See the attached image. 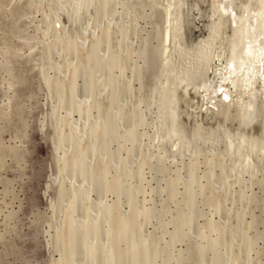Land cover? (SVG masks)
Segmentation results:
<instances>
[{"label":"rangeland","instance_id":"obj_1","mask_svg":"<svg viewBox=\"0 0 264 264\" xmlns=\"http://www.w3.org/2000/svg\"><path fill=\"white\" fill-rule=\"evenodd\" d=\"M217 2L0 0V264H264L262 98L197 97Z\"/></svg>","mask_w":264,"mask_h":264},{"label":"bare ground","instance_id":"obj_2","mask_svg":"<svg viewBox=\"0 0 264 264\" xmlns=\"http://www.w3.org/2000/svg\"><path fill=\"white\" fill-rule=\"evenodd\" d=\"M193 1V0H192ZM196 2V1H195ZM212 2V1H211ZM180 3V2H179ZM178 4V3H177ZM192 4V3H191ZM196 4V3H195ZM176 5V4H175ZM194 5V4H193ZM173 6V5H171ZM180 6V5H179ZM184 6V5H183ZM174 7V6H173ZM179 8V7H178ZM177 8V9H178ZM182 8V7H180ZM184 8V7H183ZM196 8V7H194ZM199 8V7H197ZM196 8V9H197ZM217 14L225 20L223 25L225 27V36H221V39L216 42L217 44L212 47V70L208 80L197 85L204 104L211 107H217L219 104H234L238 113L243 117L250 116L259 105L254 104L255 99L262 98L261 115L264 119V0H218L217 2ZM189 9V7H188ZM171 10V9H170ZM203 10V9H202ZM181 11V10H180ZM189 11V10H187ZM170 12V11H169ZM191 12V10H190ZM196 12V11H194ZM206 12V11H205ZM204 12V13H205ZM182 13V12H179ZM201 13V12H200ZM199 13V15H200ZM207 13V12H206ZM205 13V14H206ZM215 13V12H214ZM195 14V13H194ZM170 15V14H169ZM189 15V13H188ZM196 15V14H195ZM194 15V16H195ZM203 15V14H202ZM200 15V16H202ZM190 16V15H189ZM192 16V15H191ZM209 16V15H206ZM198 17V16H197ZM183 18V17H182ZM186 18V17H185ZM200 18V17H198ZM202 19V17H201ZM205 19V18H204ZM220 19V18H219ZM185 20V19H184ZM183 20V21H184ZM203 20V19H202ZM201 20V21H202ZM207 20V19H206ZM221 20V19H220ZM187 21V20H186ZM198 22V20H197ZM219 22H222L219 21ZM194 23V22H193ZM205 24V23H204ZM196 25V24H195ZM188 26V25H187ZM185 27V26H184ZM213 28V27H212ZM199 29V28H198ZM211 29V28H210ZM215 29V28H214ZM191 31V30H190ZM223 31V30H222ZM220 32V31H219ZM194 33V32H193ZM224 33V32H222ZM207 37V36H206ZM205 38V37H204ZM215 38V36H214ZM216 39V38H215ZM215 41V40H214ZM201 46V45H200ZM211 47V46H210ZM214 48V49H213ZM210 52V51H209ZM180 53V52H179ZM185 53V52H184ZM184 55V54H183ZM187 57V55L185 56ZM210 58V59H211ZM188 59V58H187ZM199 63V62H198ZM211 63V64H212ZM191 65V63H190ZM199 65V64H198ZM204 65V64H203ZM199 67V66H198ZM202 67V66H201ZM181 78V76H180ZM207 79V78H206ZM192 80V79H191ZM202 82V81H201ZM191 85V84H190ZM196 85V84H195ZM178 86V85H176ZM185 88V87H184ZM183 88V89H184ZM187 89V88H186ZM185 89V90H186ZM183 90V91H185ZM196 90V89H195ZM190 91V90H189ZM194 91V90H193ZM197 92V91H196ZM191 93V91H190ZM193 93V92H192ZM185 96L187 93H185ZM194 94V93H193ZM192 94V95H193ZM189 95V93H188ZM187 95V96H188ZM191 95V94H190ZM189 95V96H190ZM191 95V97H192ZM195 97V94L193 95ZM72 98V97H71ZM171 98V97H170ZM193 98V97H192ZM185 99V98H184ZM180 100V99H179ZM187 100V99H185ZM184 100V102H185ZM73 101V100H72ZM188 104L190 99L187 100ZM194 100H191V102ZM257 101V100H256ZM190 102V103H191ZM195 102V101H194ZM198 102V101H197ZM202 103V102H201ZM177 104V103H176ZM186 104V103H183ZM187 105V104H186ZM192 106V103L189 104ZM196 105V104H195ZM200 105V104H199ZM197 105V108L200 106ZM199 106V107H198ZM202 106V105H201ZM209 107V106H208ZM233 107V106H232ZM191 107H186L184 109ZM196 107L193 106L192 109ZM202 108V107H201ZM221 108V107H220ZM219 108V109H220ZM69 109V108H68ZM182 109V110H184ZM191 109V110H192ZM206 109V108H205ZM70 110V109H69ZM199 110V109H198ZM201 110V109H200ZM208 110V109H207ZM217 110V109H216ZM231 110V109H230ZM173 111V110H172ZM177 111V110H176ZM194 111V110H193ZM197 110H195L196 112ZM219 111V110H217ZM216 111V113H218ZM233 111V110H232ZM259 111V112H260ZM183 112V111H182ZM190 112V111H189ZM203 112V111H201ZM200 112V113H201ZM208 111H206L207 113ZM214 112V109H213ZM212 112V113H213ZM224 112V111H223ZM188 113V111H187ZM193 113V112H192ZM197 113V112H196ZM205 113V112H204ZM236 113V114H238ZM257 113V112H256ZM185 114V113H182ZM191 115V113H189ZM208 114V113H207ZM211 114V110H210ZM238 114V115H239ZM176 115V114H175ZM179 115V114H177ZM189 115V116H190ZM193 115V114H192ZM254 115V114H253ZM260 115V117H262ZM118 116V115H117ZM170 116V115H169ZM174 117V115H172ZM217 117V115H212ZM237 116V115H236ZM257 117V114L254 117ZM120 117V116H119ZM192 117H196L195 115ZM219 117V116H218ZM228 117V116H227ZM251 117V116H250ZM249 117V119H250ZM253 117V118H254ZM172 118V117H171ZM175 119L177 118L174 117ZM211 118V116H210ZM237 118V117H236ZM259 118V117H258ZM203 119V118H202ZM205 119V118H204ZM213 119V118H212ZM221 119V118H220ZM262 119V120H263ZM181 120V119H180ZM239 120V119H237ZM256 120V118L254 119ZM257 119L256 121H260ZM208 121V120H207ZM241 121V120H240ZM254 123L253 119L251 120ZM191 122V121H190ZM219 122V121H218ZM227 122V121H226ZM241 122H244L243 120ZM261 122V121H260ZM97 123V122H96ZM169 123V122H168ZM167 123V124H168ZM177 124L179 122H176ZM192 123V122H191ZM195 123V122H194ZM205 123V122H204ZM248 123V120H247ZM251 123V124H252ZM257 123V122H256ZM262 123L260 129L262 130ZM112 124V123H111ZM201 124V123H199ZM249 124V123H248ZM110 125V124H109ZM182 125V124H181ZM202 125V124H201ZM253 125V124H252ZM173 126V125H172ZM230 126V125H229ZM168 127V126H167ZM182 127V126H181ZM186 127V126H184ZM252 127V126H251ZM256 127V126H255ZM258 127V126H257ZM264 127V126H263ZM262 128V129H261ZM109 129V128H108ZM170 129L171 126H170ZM199 129V128H198ZM112 130V129H111ZM179 130V129H178ZM201 130V129H200ZM233 130V129H232ZM249 130V129H248ZM258 130V129H257ZM264 130V129H263ZM109 132V130H107ZM170 131V130H169ZM172 131V130H171ZM170 131V134H171ZM174 131V130H173ZM172 131V132H173ZM184 131V130H181ZM202 131V130H201ZM254 131V130H253ZM175 132V131H174ZM185 132V131H184ZM183 132V133H184ZM256 132V131H255ZM259 132V131H257ZM242 133V132H241ZM245 134V132H244ZM262 134V133H260ZM175 137V133L173 134ZM185 135V134H184ZM234 135V134H233ZM232 135V139L233 136ZM182 136V135H181ZM243 136V134H242ZM172 137V135L170 136ZM172 137V138H174ZM185 137V136H184ZM239 138V136H237ZM262 137V136H261ZM245 138V137H244ZM252 139V138H251ZM178 140V139H177ZM262 141V140H261ZM181 143V141H180ZM182 144V143H181ZM232 144V143H231ZM249 144V143H248ZM253 144V143H252ZM263 144V143H262ZM240 145V144H238ZM237 145V147H239ZM245 145V144H244ZM247 145V144H246ZM241 146V145H240ZM243 146V145H242ZM261 147V146H260ZM264 147V146H263ZM249 148V147H248ZM251 148V147H250ZM243 149V148H242ZM241 149V150H242ZM245 149V147H244ZM258 150V149H257ZM102 151V150H101ZM248 151V150H247ZM253 151V150H252ZM240 152V151H239ZM58 153V152H57ZM102 153V152H101ZM245 153V152H244ZM243 153V154H244ZM256 153V152H255ZM66 154V153H65ZM105 154V152L103 153ZM86 155V154H85ZM242 155V154H241ZM62 156V155H61ZM60 156V158H61ZM84 156V155H83ZM251 156V155H250ZM249 156V157H250ZM259 156V154H258ZM91 157V156H90ZM244 157V156H243ZM59 158V159H60ZM58 159V160H59ZM90 159V158H89ZM247 159V158H246ZM251 159V158H250ZM91 160V159H90ZM62 162V160H60ZM248 161V160H247ZM252 161V160H251ZM250 162V161H249ZM93 163V162H92ZM249 165V164H248ZM247 166V165H246ZM252 169V168H251ZM86 178V177H85ZM63 182V181H62ZM111 191V190H110ZM90 199V198H88ZM116 203V202H115ZM264 206V205H263ZM110 207V206H109ZM130 224V223H129ZM128 228V227H127ZM122 231V230H120ZM125 231V230H124ZM127 233V232H126ZM126 235V234H125ZM129 235V234H128ZM93 237V235H91ZM89 236V237H91ZM114 236V235H112ZM131 237V236H130ZM121 240V239H120ZM91 241V240H90ZM89 241V242H90ZM114 243V242H113ZM124 243V242H123ZM230 243V242H229ZM228 243V244H229ZM129 245V244H128ZM70 247V246H69ZM113 248V247H112ZM118 252V251H117ZM116 252V253H117ZM135 255V253H134ZM136 256V255H135ZM126 261V260H125ZM143 261V260H142ZM57 263V262H56Z\"/></svg>","mask_w":264,"mask_h":264}]
</instances>
